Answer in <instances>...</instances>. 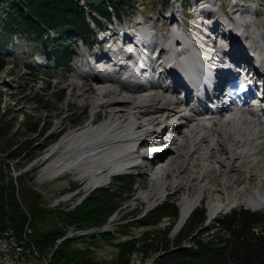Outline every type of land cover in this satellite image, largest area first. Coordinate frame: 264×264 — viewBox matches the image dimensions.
Wrapping results in <instances>:
<instances>
[{"label": "bare ground", "instance_id": "bare-ground-1", "mask_svg": "<svg viewBox=\"0 0 264 264\" xmlns=\"http://www.w3.org/2000/svg\"><path fill=\"white\" fill-rule=\"evenodd\" d=\"M247 3L239 2L238 14L223 21L216 4L198 2L195 12L206 19L200 36L185 29L178 10L181 23L169 28L164 39L145 31L129 40L126 50L135 56L124 59L125 69L117 61L103 62L115 78L111 73L77 75L78 81L69 85L70 95L77 93L74 84L83 86L80 92L89 90L90 116L50 150L61 153L40 178L67 173L74 179L88 178V189L143 165V173L154 183L140 192L142 197L156 192L162 198L167 186L196 188L192 196L183 194L176 226L206 197L208 224L237 205L264 210V29L257 22L256 9ZM219 35L222 42L217 41ZM0 50L5 59L15 56L10 47ZM49 59L48 54L37 55L36 64L31 65L43 69ZM99 111L105 118L97 123ZM165 151L168 154L159 157ZM180 154L185 156L182 161ZM186 161L191 176L181 180L177 177ZM239 166L245 170L242 187L234 186L236 178L231 174ZM170 175L174 179L167 181ZM203 175L206 179L201 184ZM21 244L12 232L11 237L2 238L7 253L20 264H49V253L41 255Z\"/></svg>", "mask_w": 264, "mask_h": 264}, {"label": "trees", "instance_id": "trees-1", "mask_svg": "<svg viewBox=\"0 0 264 264\" xmlns=\"http://www.w3.org/2000/svg\"><path fill=\"white\" fill-rule=\"evenodd\" d=\"M31 1L0 0V6L9 2L11 4L9 9L12 7V13H17L20 18L25 17L27 20H34L25 8L30 6ZM49 1L54 8H67V11L62 13L61 18L56 20V23L61 22L62 27H65V29L61 27L59 28L61 30H54L38 20V23L42 25V32L39 28L34 27V35H31L32 42L35 45L48 46L55 59L54 66L63 64L67 66L71 55L74 53L71 42L68 41V38H64L65 41L57 38L50 40L49 33L45 32L43 27L54 33H77L86 37L88 35V25L85 23L86 28L82 33L76 31L77 27L75 25L79 24L82 19L79 14V9L82 8L79 6L78 0L76 1L78 6L73 0ZM101 1L103 6L99 9V13L109 18L106 6L103 0ZM133 1L112 0L115 14L119 15L121 11L129 8ZM37 2H41V0H37ZM4 24L8 26L6 28L4 26L6 32L10 23L0 21L1 26ZM18 27L20 29L19 25ZM25 31L28 30L21 32ZM44 35H46V38H44ZM4 64L0 59V67ZM3 70L2 67L0 72ZM47 84L49 87V82ZM58 94L54 92L51 95L59 97ZM36 100L37 105L47 107V105L42 104V99L36 98ZM23 115L16 122V116L12 115V110L9 107L4 109L0 106V227L2 230L11 231L19 244L22 243L21 246L23 245L41 255L47 253V249L55 245L53 251L50 250L52 254L49 264H129L131 254L134 251L143 250L144 253H147L146 248L150 246L149 243H143L138 247L135 238H124L121 241L112 242L117 249L116 254L112 257L94 256L92 249L85 245L83 241L90 242L92 246L100 240L110 241L115 237L110 230L84 234L74 233L73 236L58 242V239L66 234L69 227L86 229L96 227L103 222L107 214L111 213L123 201L124 194L131 195L133 193L135 179L129 175L122 174L113 177L108 186L93 190L81 206L79 205L72 210H58L55 211V214L52 213V218L57 220L52 227L44 230L39 226L40 221L50 209L42 206L40 193L28 184V178L31 177V173L35 172L37 166L29 168L25 172H20L15 177L11 173V166L13 167L14 164L20 169L28 164L29 159L34 156L30 155V146L43 133L45 126L40 124L35 115ZM91 203H93V207L91 206L88 210L84 209L86 205L89 206ZM90 212L91 215H99L96 222L82 225L83 218ZM135 215L136 218L132 222L134 226L150 227L152 228L150 231L154 233L157 224L163 218H173L177 215V207L174 200L169 197L142 215L136 214V212L132 213V216ZM203 220L202 210H193L173 238L168 240L163 236L159 243L163 253L154 260L153 264H264V212L243 207L231 208L216 217L217 225L208 237L203 239L199 236L194 237L193 233L195 232H197L196 235L198 232L210 231L208 228L202 229L200 227ZM27 229H30V232H27ZM150 231H145V235L148 236ZM190 236H192L191 244L182 247L184 240H188ZM168 244L173 247H165ZM146 256L145 254L144 257Z\"/></svg>", "mask_w": 264, "mask_h": 264}, {"label": "rangeland", "instance_id": "rangeland-1", "mask_svg": "<svg viewBox=\"0 0 264 264\" xmlns=\"http://www.w3.org/2000/svg\"><path fill=\"white\" fill-rule=\"evenodd\" d=\"M15 1V0H11ZM173 0H141L140 3H135L134 10H124L123 15L119 18L118 21H121V25L123 28H126V25H134L140 17L144 18H157L156 21H152V25L155 26V31L157 34H160L161 39H164L166 33L165 32L167 28V23L171 22V17H167L166 19H163V16H170V8L174 5L177 6V8L180 9V4L183 6V13L186 16L187 19L184 20L185 23V29L192 33L194 36H200V28H202V23L206 21L205 18H200L197 14H195L196 10V3H194V0H175V2H172ZM202 1V0H201ZM199 1V2H201ZM83 1H81L82 3ZM217 2L220 3V10L219 14L221 16V20H227L233 15L236 16L238 13L235 12L237 0H218ZM216 2V3H217ZM250 5H252L256 9V19L258 24L264 29V0H249L248 1ZM236 3V4H235ZM245 4H248L247 2H244ZM205 4V3H204ZM215 4V3H214ZM7 6V7H6ZM11 4L3 3V5L0 6V14L2 16L7 15V13L11 10L9 7ZM201 6V5H199ZM218 8V6H217ZM11 15V13H10ZM179 15V13H178ZM225 16H227L225 18ZM118 18V16H117ZM162 18V20H160ZM0 21L7 22L6 19H2L0 17ZM89 19V18H87ZM203 19V20H202ZM202 20V22H201ZM173 21V19H172ZM104 23V21L102 20ZM178 22L181 23V20L179 19ZM201 22V23H200ZM116 23V22H115ZM90 24V23H89ZM91 25V24H90ZM198 29H196L195 26H198ZM7 26V24H4L3 26H0V29ZM15 33L18 30V26L15 24ZM92 27V25H91ZM5 30V29H4ZM4 30H2L3 33ZM8 30V29H7ZM126 31V30H125ZM163 31V32H162ZM127 32V31H126ZM155 32V33H156ZM93 33V31L88 30V35L86 37L81 36L77 33H70L74 37L73 34H75L76 39H82L84 43H88V47L94 46V51L98 50L95 41L96 40H90L89 34ZM45 36V35H44ZM131 36V35H130ZM92 39H94V34L91 35ZM97 35L96 38L97 39ZM138 39V38H137ZM29 43L37 49L38 46H36L30 36L28 37ZM15 43H21L22 39H14ZM72 42V40H71ZM77 43H80V40L75 42L73 46L74 48H77L80 53H83L86 49L80 48V50L77 47ZM0 47H6V46H0ZM20 48L22 49L21 58H16V56H13L9 59H5L4 66H1L0 69L3 67V71L0 72V106L4 107V109L12 110V115L16 116V122L19 121L23 114H33L35 117L39 119V122L41 125L45 126V130L41 135L38 136L37 140L30 146V155H34L32 158L29 159L28 164L25 167H21L18 169L14 164L13 167L11 166V173L13 176H17L20 172H25V170H28L29 168H33L34 166H37L35 172L31 173V177L28 178V184L41 195V204L46 209H50V211L45 214L43 219L40 221L39 226L46 230L48 227H52L57 220L55 218H52V213L55 214V211L58 210H69L73 209L77 206H81V204L86 201V199L90 196V194L98 187L102 186H108L111 182L113 177L117 176L118 174H114L111 176V178L103 184L91 187L88 189H85L86 184L89 182L88 178L85 179H74L71 175L67 173L59 174L58 177L55 176L53 178H43L41 179L40 176L43 172V169L48 166L50 162H52L54 159H56L60 153L61 150L56 151L54 153H51V149L59 143V141L70 131L74 129H78L81 126H84L86 122L88 121V118L90 116V102H91V95L89 90H86L84 92H80L79 89H82L83 86L81 84L73 85V89L77 92L73 96L70 95L69 91V85L71 82L78 81L77 75H79L83 70H80L77 72L80 68L76 67L74 68L75 64L72 66L71 62L68 64L70 66L69 68H66V66L63 64L65 69H59L58 72H55L54 69L52 70H45L42 73L34 72V70H30L28 68H25L24 65L27 63H31L32 65L36 64L35 62V56L32 55L31 50L26 47L24 44L20 45ZM40 48V47H39ZM115 49V48H113ZM33 56V57H32ZM7 57V56H4ZM7 66V67H6ZM42 68H45V66ZM61 70V71H60ZM97 77V76H95ZM89 80H96L94 77H89ZM86 81V80H85ZM49 82V87L48 83ZM77 83V82H76ZM123 90H128L124 89ZM136 89H138L136 87ZM134 90V89H131ZM135 91V90H134ZM54 92L59 93V97L52 96ZM89 92V93H88ZM81 93V94H80ZM85 94V95H84ZM36 98H40L43 100L44 105H47V107H44L43 105H37L36 104ZM105 118L104 112L99 111L95 117V121L99 123V121H103ZM47 153L46 157H43L44 154ZM168 154V151L163 152L159 157H163ZM183 156V157H182ZM180 159L182 161L183 158H185L184 154H180ZM190 157V156H188ZM14 162V161H13ZM12 162V163H13ZM187 163L185 166H183L184 169L180 171V174L177 178H182L181 180H185V178L191 176V170L189 161H186ZM245 165L246 162H243ZM134 171H131V173L123 174V175H129L132 176L135 181L133 184V193L131 195L124 194L123 201L111 212L108 213L106 218L103 222L98 224L96 227H88L86 229H76V227H69L66 231V234L62 236L60 239H58V242L67 238L73 236L72 232L75 231H81L83 230V233H76V234H84L88 232H95V231H112L113 235L115 237L108 240H100L93 246L90 242H84L85 245H87L89 248L92 249L93 255L96 257H104V258H110L114 254H116L117 249L113 245L112 242L121 241V239H130L135 238L136 240V246L140 247L143 243H149L150 246L147 247V253H144L143 250H137L134 251L131 254L130 262L129 264H149V262L155 258L157 255L159 256L161 253H163L162 248L159 246L160 240L163 236H165L168 240L173 238L174 236L171 235L172 229L174 225L176 226V222L179 221L180 217V206L182 197L184 193L189 194V196H192L196 192V188H193L192 185H190L188 188H179L177 190H174L170 186H167V194L159 198L158 193H154L151 196L142 197L140 196L141 191H148L152 185L153 181L149 175H145L143 173V170H145V167L143 165L137 166L133 168ZM143 173V174H142ZM190 175H189V174ZM231 174H233L234 178H236V183L234 186L242 187L244 184V176H245V170L243 166H239L233 171H231ZM122 175V174H119ZM171 176V177H170ZM168 176L167 181H172L174 178L172 175ZM186 176V177H185ZM204 176V175H203ZM202 176L201 178V184L205 182L206 177L204 178ZM220 173L216 175V180L220 178ZM184 178V179H183ZM188 179V178H187ZM152 184V185H151ZM191 184L195 185V181ZM187 191V192H186ZM172 198L174 200V203L177 207V215L173 218H163L161 222H159L156 226V229L154 230V233L150 231V227H137L133 225V220L136 218L135 216H132V213L136 212V214L142 215L147 210L151 209L152 207L156 206L157 204L161 203L162 201L166 200L167 198ZM151 202L150 205H148ZM93 203L86 205L84 209L88 210V208H91ZM94 206V205H93ZM92 206V207H93ZM235 207V206H234ZM232 207V208H234ZM236 207H243L242 205H237ZM244 208V207H243ZM202 210L204 214V220L201 226L203 228L210 229L209 232H202L195 235L194 237L199 236V238L203 239L210 235L213 228L216 227L217 223L215 221V218L208 224L206 221L207 214H208V208H207V197L202 200V202L196 206L193 210ZM250 209V208H246ZM192 210V211H193ZM230 209H228L229 211ZM264 212V210H259ZM227 212V211H225ZM225 212H221L225 213ZM88 213L84 220L82 221V225H85L86 223L91 224L96 222V218L99 215H91ZM219 214V213H218ZM218 216V215H217ZM178 220V221H177ZM84 222V223H83ZM200 226V227H201ZM150 231L149 235H145V231ZM88 231V232H85ZM178 232V231H177ZM176 232V233H177ZM71 235H67V234ZM63 238V239H62ZM191 239H186L182 243V245L189 246L191 243ZM81 244V243H79ZM173 247L171 244H168L165 247ZM55 245L49 249H47V253L49 256H51V253ZM185 247V246H184ZM52 250V251H50ZM50 251V252H49ZM147 255L144 257V255ZM144 257V259H143Z\"/></svg>", "mask_w": 264, "mask_h": 264}, {"label": "crops", "instance_id": "crops-1", "mask_svg": "<svg viewBox=\"0 0 264 264\" xmlns=\"http://www.w3.org/2000/svg\"><path fill=\"white\" fill-rule=\"evenodd\" d=\"M76 1L77 0H73V2L77 5ZM31 2L32 3L30 4V6L25 7V8L28 14L31 15L34 18V20L32 19L27 20L25 17L20 18V16H18L17 13H12V15H10L9 18L6 19L7 23H10L9 29L6 30V32L4 31L2 34L0 33V43L5 44L11 39L12 33L15 32L14 30L15 24L16 25L18 24L20 26V29L19 27H17L18 30H21V31L28 30L25 32H27V36L28 37L30 36V38H31V35H34V31H33L34 27L39 28V30H41L42 32V25L38 23L39 22L38 20H40V22L44 24L45 26H48L54 30H58L59 28L62 27L61 22H58L57 24L56 20L61 18L62 13H65L67 11V8L65 9L64 7H62L63 10L60 9V7H58V9L56 7L54 8L49 0H41V2H37V0H32ZM85 2L87 6H89L91 9L96 10L98 12H99V9H101L103 6V3L101 0H85ZM79 14L81 15L82 19L79 24L75 25V27H77L76 31L82 33L86 28L85 17H83L84 13L82 9H79ZM62 29H65V27H62ZM36 46H38L37 48H39L41 47V44L40 45L38 44Z\"/></svg>", "mask_w": 264, "mask_h": 264}, {"label": "built area", "instance_id": "built-area-1", "mask_svg": "<svg viewBox=\"0 0 264 264\" xmlns=\"http://www.w3.org/2000/svg\"><path fill=\"white\" fill-rule=\"evenodd\" d=\"M27 232H30V230H27ZM3 237H11V231H4L0 227V264H20V261L13 259L7 253L6 249L2 245ZM37 264L39 263L37 262Z\"/></svg>", "mask_w": 264, "mask_h": 264}, {"label": "water", "instance_id": "water-1", "mask_svg": "<svg viewBox=\"0 0 264 264\" xmlns=\"http://www.w3.org/2000/svg\"><path fill=\"white\" fill-rule=\"evenodd\" d=\"M47 156V153L46 154H44L43 155V157H46ZM244 208H246L245 206H243ZM192 208L188 211V213L185 215V217L181 220V222L176 226V228H174L175 227V225H174V227H173V229H172V233H171V235L172 236H174L175 234H176V232L177 231H179L181 228H182V226L184 225V223H185V221H186V219L190 216V214L192 213ZM250 210H254V209H251L250 208ZM179 218V217H178ZM178 221V220H177ZM177 223V222H176ZM203 226H201V228H202ZM85 232H88V231H85ZM73 233H83V230H81V231H75V232H72V234ZM67 235H71V233L69 234H67ZM192 238V236H190L189 237V239H191ZM63 239V238H62ZM186 247V245H182V247ZM158 257V255L155 257V258H153L150 262H149V264H153V262H154V260L156 259Z\"/></svg>", "mask_w": 264, "mask_h": 264}]
</instances>
